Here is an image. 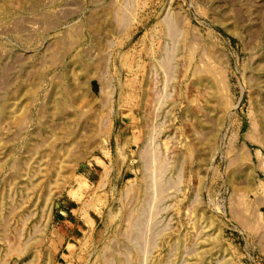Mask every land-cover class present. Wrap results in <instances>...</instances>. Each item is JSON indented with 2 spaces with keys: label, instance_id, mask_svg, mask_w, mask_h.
Listing matches in <instances>:
<instances>
[{
  "label": "rangeland",
  "instance_id": "rangeland-1",
  "mask_svg": "<svg viewBox=\"0 0 264 264\" xmlns=\"http://www.w3.org/2000/svg\"><path fill=\"white\" fill-rule=\"evenodd\" d=\"M0 264H264V0H0Z\"/></svg>",
  "mask_w": 264,
  "mask_h": 264
}]
</instances>
